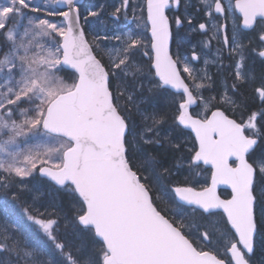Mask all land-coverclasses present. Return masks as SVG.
<instances>
[{"label": "snow or ice", "instance_id": "snow-or-ice-1", "mask_svg": "<svg viewBox=\"0 0 264 264\" xmlns=\"http://www.w3.org/2000/svg\"><path fill=\"white\" fill-rule=\"evenodd\" d=\"M82 8L0 0V264H264V0Z\"/></svg>", "mask_w": 264, "mask_h": 264}, {"label": "trees", "instance_id": "trees-1", "mask_svg": "<svg viewBox=\"0 0 264 264\" xmlns=\"http://www.w3.org/2000/svg\"><path fill=\"white\" fill-rule=\"evenodd\" d=\"M30 187H32L33 189H39L40 192H43L45 194V199L51 198L49 196L48 185L42 178L38 177L35 180H33ZM16 213H17V216L20 218L21 222H25L23 221V217H22L19 207L16 208Z\"/></svg>", "mask_w": 264, "mask_h": 264}, {"label": "rangeland", "instance_id": "rangeland-1", "mask_svg": "<svg viewBox=\"0 0 264 264\" xmlns=\"http://www.w3.org/2000/svg\"><path fill=\"white\" fill-rule=\"evenodd\" d=\"M101 2H103V0H85L83 5L86 8L89 5H94V4L101 3ZM110 2H111V0H110ZM85 8H82V13L85 11Z\"/></svg>", "mask_w": 264, "mask_h": 264}, {"label": "water", "instance_id": "water-1", "mask_svg": "<svg viewBox=\"0 0 264 264\" xmlns=\"http://www.w3.org/2000/svg\"><path fill=\"white\" fill-rule=\"evenodd\" d=\"M80 2L82 3V2H83V0H80Z\"/></svg>", "mask_w": 264, "mask_h": 264}]
</instances>
